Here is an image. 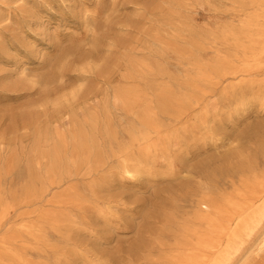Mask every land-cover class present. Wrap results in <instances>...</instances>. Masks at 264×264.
<instances>
[{"label": "bare ground", "instance_id": "obj_1", "mask_svg": "<svg viewBox=\"0 0 264 264\" xmlns=\"http://www.w3.org/2000/svg\"><path fill=\"white\" fill-rule=\"evenodd\" d=\"M113 6L114 2L111 11ZM165 7L167 11L171 7L168 0ZM98 25L93 16L87 18L85 26L89 30ZM209 37V43L226 46L232 54L225 56L215 50V56L204 60L202 41L187 38V43L178 45L155 32H147L139 41L143 44L141 61L134 57L133 48H128L111 60L112 66L100 65L96 70L102 74V87L115 84L114 75L120 77L116 84L125 79L137 84L113 88L111 102L108 92L98 89L90 96L101 98L99 106H86L85 100L82 118L69 103L81 88L61 95L53 101L52 111L68 110L71 129L66 134L48 131L54 114L46 115L47 122H40L37 116L30 119L29 124L34 126L33 149L47 165L39 174L29 167L25 174L28 178L40 175L58 183L71 175L93 178L81 188H64L54 198L53 203L58 207L43 212L40 224L26 229L31 241L25 250L35 253L37 260L1 242L0 264H92L90 255L99 253L98 241L103 238L98 236L90 244L91 237L111 228L118 213V205L113 204L123 195V183L140 179L147 180L152 187L158 182L175 183L182 173L202 176V161L193 165L191 162L201 155L199 151L206 139L211 140L215 133L223 131V119L256 110L264 113V6L238 29L222 28ZM86 40L89 50L79 62L89 57L97 60L99 39L88 36ZM154 44L159 45L157 55L174 53L183 69L180 75L156 66ZM78 48L72 43L63 49L60 59L52 66L54 69L51 67L31 83L42 87L48 95L63 93L68 87L65 82L61 84L65 78L62 72L69 68L65 59ZM161 79L170 84L161 85L157 82ZM216 92L222 116L212 115L203 102L206 95ZM47 105L51 103L44 100L43 106ZM216 117L219 119L215 120ZM239 124L237 120L232 127ZM263 142L264 138L258 146ZM263 146L264 143L261 146L264 159ZM242 152L241 149L233 153L240 155L234 168L237 185L222 192L217 202L202 199V184L191 187L185 177L176 188L167 185L156 191L157 202L161 191L169 195L167 200L170 198L173 206L193 192L192 211L178 217L163 209L166 205L160 207L161 203H156V209L141 214L139 236L124 258L116 253L112 260L117 264H133V257L139 255L145 264H227L233 242L241 240L242 235L250 237L264 221V172L258 173L255 162ZM110 160H114L112 164ZM175 161L179 163L177 168ZM160 162L163 169H158ZM49 231L58 238L53 245L48 239ZM223 240L227 243L225 247L221 245ZM89 244L95 247L88 249ZM207 255L215 258L207 259Z\"/></svg>", "mask_w": 264, "mask_h": 264}, {"label": "rangeland", "instance_id": "obj_2", "mask_svg": "<svg viewBox=\"0 0 264 264\" xmlns=\"http://www.w3.org/2000/svg\"><path fill=\"white\" fill-rule=\"evenodd\" d=\"M166 1L0 0V247L1 242H6L7 247L37 260L35 253L25 250L31 241L26 229L40 224L43 212L58 207L53 203L54 198L64 188H81L93 178L92 175L89 178L71 175L62 183L40 175L28 178L25 174L29 167L39 174L47 165L33 149L34 126L29 124L32 117L37 116L40 122H47L49 118L46 115L54 114L55 117L49 121L48 131L66 134L71 129L68 110L52 111L55 110L53 101L81 88L82 91L69 103L74 106L79 118H82L85 100L86 106H99L101 98L90 96L98 89L106 90L111 102L113 88L137 84L129 79L116 84L120 77L114 75L112 82L115 84L102 87V74L96 70L100 65L112 66L111 60L128 48H133L134 57L141 61L144 58L141 51L143 44L139 41L147 32H155L178 45L185 44V41L187 43V38L202 41L204 60L215 56V50L229 56L232 53L226 46L209 43V35L218 33L222 28L238 29L254 13L261 12L264 6V0H168L171 7L167 11ZM113 2L114 11H111ZM91 16L99 21V25L89 30L85 25ZM88 36H94L100 41L95 56L97 60L89 57L79 62L89 50L86 46ZM72 43L79 48L73 49V53L65 59L69 68L62 72L65 78L61 84L67 83V89L58 95H48L42 87L33 85L31 82L38 75L49 72L56 60L60 59L63 49ZM153 47V62L156 66H162L174 75L182 73L183 69L178 65L174 53L168 51L160 56L156 54H159V45L154 44ZM157 82L161 85L166 82L170 84L166 79ZM44 100H48L51 105L43 106ZM203 102L207 103L212 115L222 116L218 108L217 92L206 95ZM237 120H240V124L233 128ZM222 122L225 125L223 131L215 133L211 140L206 139L199 151L201 155L191 162L193 165L202 161V176L182 173L177 182H158L153 185L155 187H150L147 180L140 179L123 183V195L113 204L118 205V213L114 216L111 228L101 235L95 233L91 237L90 244L98 236L103 238L98 241L99 253L95 255L92 252L93 256L90 255L92 264H117L112 257L116 253L125 256L127 249L139 236L138 230L143 223L141 214L156 209V203H161L160 207L166 205L163 209H168L169 214L178 217L192 211L195 203L193 192L176 201L173 206L170 198L167 200L169 195L161 191L160 202H157L156 191L159 189L167 185L176 188L185 177L191 187H196L199 182L202 184V199L217 202L222 192H228L233 185H237L234 168L240 155L235 156L233 153L241 149L243 156L248 155L255 162L257 172H264V159L261 156L264 142L258 146L264 138V113L256 110L240 117L223 119ZM113 161L110 160L109 164ZM178 165L175 161L174 167ZM162 167L160 162L158 169ZM48 239L52 245L58 241L50 231ZM90 244L88 249L95 247ZM226 244V240L221 242L224 247ZM232 247L234 249L227 264H264V221L254 229L250 237L242 235L241 240L233 242ZM207 256V259L215 258V255ZM133 260V264H145L142 256H134Z\"/></svg>", "mask_w": 264, "mask_h": 264}]
</instances>
